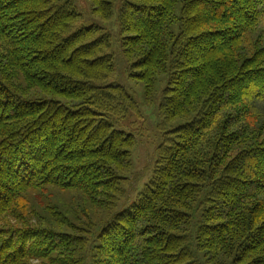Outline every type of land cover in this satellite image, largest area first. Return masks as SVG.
I'll list each match as a JSON object with an SVG mask.
<instances>
[{
  "label": "trees",
  "instance_id": "trees-1",
  "mask_svg": "<svg viewBox=\"0 0 264 264\" xmlns=\"http://www.w3.org/2000/svg\"><path fill=\"white\" fill-rule=\"evenodd\" d=\"M166 123L109 82L76 0H0V264H264V0H89Z\"/></svg>",
  "mask_w": 264,
  "mask_h": 264
},
{
  "label": "rangeland",
  "instance_id": "rangeland-1",
  "mask_svg": "<svg viewBox=\"0 0 264 264\" xmlns=\"http://www.w3.org/2000/svg\"><path fill=\"white\" fill-rule=\"evenodd\" d=\"M76 1L78 10L82 14V18L76 24L75 28L89 26L92 23H100L113 34L112 51L115 54L116 70L114 75L109 78V82L123 84L129 92L134 95L143 114V118L135 116L129 117V119L122 121L120 125H118V128L136 135L138 146L131 155L132 168L133 171L138 173L139 171H146L147 168L145 167L151 163L154 147L155 144L159 143L161 133L166 129L176 126L180 122V120H178L163 125V119L159 114L158 104L161 99V90L165 83L161 82V80L157 82L154 102H148L144 83L130 77L128 74V63L123 56L119 39V27L117 25L109 24L93 15L89 0Z\"/></svg>",
  "mask_w": 264,
  "mask_h": 264
}]
</instances>
